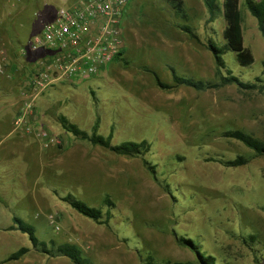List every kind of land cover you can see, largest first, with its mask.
<instances>
[{
  "label": "rangeland",
  "instance_id": "obj_1",
  "mask_svg": "<svg viewBox=\"0 0 264 264\" xmlns=\"http://www.w3.org/2000/svg\"><path fill=\"white\" fill-rule=\"evenodd\" d=\"M43 1L18 6L19 0H0V37L8 46L18 38L33 59L29 65L27 59L16 62L13 77L0 76V210L9 205L0 224L17 215L35 227L41 240L79 244L94 264H148L145 258L151 256L156 263L197 264L195 253L178 243L179 236L194 239L219 264H264V155L224 135L241 129L264 140V91L234 84L197 90L173 80L172 68L182 76L220 81L208 41L224 46L226 22L223 15L210 21L204 0H184L188 20L166 0H130L123 21L126 60L98 78L61 83L59 88L55 83L37 101L41 122L60 140L56 154L41 159L33 144L26 152H11L17 159L5 165L3 155L14 143V136H8L9 112L18 114L23 86L46 53L29 50L27 43L44 32L59 7L77 0H56L55 6ZM240 6L244 42L255 61L240 65L230 49L223 56L233 74L249 82L260 78L257 82L264 86V38L245 0ZM184 23L200 41L179 27ZM13 55L8 53L11 69ZM150 70L173 87H160ZM59 114L89 132L99 118L100 132L113 131V143L146 139L150 150L144 156L118 155L69 135ZM239 156L245 158L241 165L224 163ZM144 158L155 166V174ZM10 173L16 176L9 187L5 175ZM68 193L102 208L103 220L111 210L109 222L76 211L63 199ZM106 197L114 205L105 204ZM252 234L257 237L251 239ZM20 247L17 241L0 243V260ZM48 258L46 264H74L65 256Z\"/></svg>",
  "mask_w": 264,
  "mask_h": 264
},
{
  "label": "trees",
  "instance_id": "obj_2",
  "mask_svg": "<svg viewBox=\"0 0 264 264\" xmlns=\"http://www.w3.org/2000/svg\"><path fill=\"white\" fill-rule=\"evenodd\" d=\"M174 9L175 12L183 19L188 20V13L184 0H166ZM206 6L208 7L210 17L209 20L213 21L217 18L218 15H223L226 26L223 30V35L226 40L224 46H219L213 40L208 41V49L214 55L217 72L220 75L219 82L205 81L202 79H195L192 77L182 76L172 68L173 80L176 84L186 85L193 87L197 90H205L210 88H219L222 86L234 84L237 85L241 90H254L258 89L261 92L264 91V86L258 83L261 79H257L256 82L244 81L230 70L227 69L226 61L224 59V53L226 50H233L236 53V59L240 65L248 66L254 63L255 56L250 48L245 45L244 42V32L242 26V13H241V0H204ZM131 3V2H130ZM246 6L253 16L257 18L258 28L262 37L264 38V0H245ZM128 8V7H127ZM126 15V13H125ZM179 27L188 33L190 37L194 40L200 41L199 35L195 32L193 27L187 23L180 24ZM125 48L123 51L119 52L113 59V62L125 61ZM111 63V64H112ZM264 64V63H263ZM110 65V64H109ZM108 65V66H109ZM107 66V67H108ZM106 67V68H107ZM11 68V67H10ZM17 68V65H16ZM227 69V73L223 71ZM14 72V69H11ZM149 70V69H148ZM11 71V72H12ZM152 71V70H150ZM153 72V71H152ZM157 84L162 88H171L172 85L161 80L159 75L156 72H153ZM262 82V80H261ZM94 94V91H93ZM58 121L66 132L71 133L77 138L87 140L94 145H100L106 149L118 154L125 156H139L145 155L150 150V143L148 140L143 139L141 141L137 140H126L119 144L113 143V131L108 135H104L100 132V119L96 121L93 126L92 132H89L86 129L81 128L77 123L71 121L65 114H59ZM113 130V129H112ZM224 135L227 137H233L242 141L249 148L253 149L257 154L264 155V140L252 135L241 129H230L224 132ZM148 169L152 174H155L156 168L152 165L146 158H144ZM245 162L243 156H239L234 160H228L224 163L226 165H241ZM63 199L76 211L82 215L89 217L90 219L99 222V223H108L111 218V210H107V218L103 220L104 212L102 208L91 206L85 201L77 198L72 193L66 194ZM105 204L114 205L109 197L105 198ZM14 223L16 227L27 233L32 247L38 251L48 254L51 257L55 256H65L69 258L74 264H94L90 258L84 256L83 249L76 243L72 242H57L56 240H51L47 242L41 240L35 232V227L29 222L25 221L21 217L14 216ZM257 236L255 234L250 235L251 239H255ZM245 243L247 239L244 238ZM178 243L181 246L189 247L196 255L197 264H219L217 257L214 254L208 253L203 250L201 245L198 244L194 239L187 238L184 236L178 237ZM31 250L30 247L23 246L13 252L8 258L0 260V264H3L8 261L20 259L23 255ZM148 264H194L192 261H173L166 260L164 262L156 263L153 257L145 258Z\"/></svg>",
  "mask_w": 264,
  "mask_h": 264
},
{
  "label": "built area",
  "instance_id": "obj_3",
  "mask_svg": "<svg viewBox=\"0 0 264 264\" xmlns=\"http://www.w3.org/2000/svg\"><path fill=\"white\" fill-rule=\"evenodd\" d=\"M130 0H77L59 7L41 34L33 35L29 50L44 49L39 68L23 86V104L14 120L15 129L36 133L43 147L60 142L41 122L39 97L57 81L89 80L102 75L125 48L124 16ZM8 52L0 47V76H12ZM55 223V215L51 214Z\"/></svg>",
  "mask_w": 264,
  "mask_h": 264
},
{
  "label": "crops",
  "instance_id": "obj_4",
  "mask_svg": "<svg viewBox=\"0 0 264 264\" xmlns=\"http://www.w3.org/2000/svg\"><path fill=\"white\" fill-rule=\"evenodd\" d=\"M23 1H27V0H19V5L24 3ZM56 0H44V4L47 6V5H54L53 2H55ZM69 1H72V0H65V2H69ZM18 4V2H17ZM73 3H71L70 5H72ZM42 5V2L40 0L39 2V6ZM210 17V14L209 16ZM0 47H3L5 48L8 53H11V54H14L12 59H13V62H12V68L15 70L16 69V62L18 63H24V61L27 59L28 62H26L25 64L26 65H29L30 62L33 60L29 57L26 56V51L24 50V48H22V45L20 44V41L19 39L17 38L16 39V42L13 44V45H10L8 46L5 42H4V39L3 37L1 36L0 37ZM44 57V55L42 56ZM118 63L115 61L113 62L112 64H110L107 68H106V71L105 72H108L109 70H111L113 67L117 66ZM10 68V67H9ZM11 70V68L9 69ZM12 71V70H11ZM15 75V73L12 71V77ZM95 77H101V75H98V76H95ZM93 77V78H95ZM92 79V78H91ZM70 81L68 80H62V81H57V84L58 85V88L60 86L61 83H68ZM14 90L12 91H8V92H13ZM10 113V118H11V128H10V131H9V137L10 136H14L13 140H14V143H12V146L11 148H8L7 152L5 153V155H3V161L5 163V165L7 166L8 165V161L9 160H12V159H17L16 155L13 156L14 154H10L11 152L13 153H16L14 151H17L18 148L19 150H23V151H27L30 146H32L33 144L37 145V150L40 152V156L39 158L41 159H44V156H46V154H48L49 156H46V157H52V155H55L56 154V142H52V144L48 147V148H44L41 144V141L39 139V137L37 136L36 133H28V134H25L24 131L21 133V132H18L15 130V125H14V120L17 116L14 115L13 112H9ZM3 115V114H0V116ZM69 135H72L71 133L67 132ZM56 135V133H54ZM48 151V152H47ZM55 152V153H54ZM54 153V154H53ZM5 180L8 184V186L10 187L11 183H13L15 180H14V174H7L5 175ZM22 178L26 177V175H21ZM40 176L38 175L37 177V181H36V184L38 185V183L41 184V181H40ZM26 183V182H24ZM36 185V186H37ZM27 189V187H26ZM29 189H27L28 191ZM39 190H40V187H39ZM43 191H41L38 195L36 194V199L37 198H40L41 194ZM35 193H36V190H35ZM5 194V193H4ZM39 200V199H37ZM7 207L3 208L2 210H0V214L1 215H4L5 213L7 214V208L9 205H6ZM14 216H17V215H10L8 217L7 220H5V223L4 224H0V243L1 244H6V245H9L10 242H14V241H17L18 244H21L22 247L23 246H26V247H30L31 250L29 252H27L25 255H23L20 259H17V260H12L14 262H11V261H8V262H5L3 264H6V263H9V264H46L48 261H49V258H48V255H45L44 253H42L40 251V253H38L37 250H35L33 247H32V243L30 241V238H27L28 234L27 233H24V232H20V230L16 227V224L14 223V220H13V217ZM19 217V216H18ZM23 219V218H22ZM29 237V236H28ZM79 245V244H78ZM21 248V247H20ZM45 256H44V255Z\"/></svg>",
  "mask_w": 264,
  "mask_h": 264
}]
</instances>
